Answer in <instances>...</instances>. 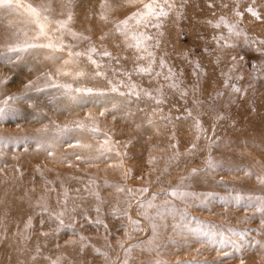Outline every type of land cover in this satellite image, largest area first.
Wrapping results in <instances>:
<instances>
[{"label":"snow or ice","instance_id":"obj_1","mask_svg":"<svg viewBox=\"0 0 264 264\" xmlns=\"http://www.w3.org/2000/svg\"><path fill=\"white\" fill-rule=\"evenodd\" d=\"M203 4L210 18L200 26L210 40L200 37L204 43L196 58L189 51L173 48L170 52L167 47L173 26L189 18L191 0H0V26L7 31L0 40V67L11 73L0 74V123L21 114L31 117L41 124L34 138L48 157L55 159L56 149L66 147L59 160L69 168L76 169L82 162L104 163L118 177L98 182L90 173H57L49 180L37 166L44 187L25 193L28 207H16L19 219L14 233L25 246L36 241L29 257L32 264H88L89 256L91 264H172L163 259L168 248L160 242L168 230L169 247L216 246L218 255L211 264H220L221 257L230 255L220 247L225 243L242 250V241L218 240L214 232L193 227L190 220L181 224L175 200L185 202L182 218L188 215V203L211 210L188 184L200 174H214L221 163L214 153L219 149L232 150L236 174L254 180L264 192V139L262 147L239 151L236 158L239 137L234 146L221 134L229 126L235 131L234 108L251 100L249 92L264 88V30L251 34L257 27L264 29V0H203ZM77 9L83 17L79 29ZM245 21L250 24L245 26ZM250 59L259 63L251 64ZM77 108L82 118L59 122V116ZM249 111H255V106ZM108 117L125 121L124 128L134 125L132 132L125 135L114 125L102 127L101 120ZM161 122L172 130L160 148L166 156L164 171L181 156H204V162L168 188L152 191L151 180L131 187L127 181L143 179L142 168L155 166L158 159L149 153L146 164L139 163L143 157L133 149L137 144L145 151L159 148L149 133L158 135ZM185 128L191 135L181 140ZM5 155L0 150V163ZM133 160L138 163L131 164ZM156 180L162 182L160 176ZM101 189L115 191L104 196ZM161 195L164 199L158 200ZM250 211L245 219L259 214L264 226V197L251 204ZM65 229L70 230V238L61 244L63 235H68ZM101 230L95 242L84 235ZM8 231V211L0 210V238ZM145 231L147 236L142 235ZM258 231L264 232V227ZM100 240L103 244L97 246ZM254 243V252L241 251L240 264L264 251V241ZM195 251L202 255L204 249ZM176 264L210 262L194 256Z\"/></svg>","mask_w":264,"mask_h":264},{"label":"rangeland","instance_id":"obj_2","mask_svg":"<svg viewBox=\"0 0 264 264\" xmlns=\"http://www.w3.org/2000/svg\"><path fill=\"white\" fill-rule=\"evenodd\" d=\"M203 10V0H191V7L188 9L189 18L180 21L178 25L173 26L172 34L169 37L170 43L167 46L170 52L173 48H176L179 51H189L191 56L198 58L200 47L204 43L200 37L204 36V40H210V37L205 35V29L200 26L203 20L210 18V13ZM76 11L79 13H77V16H79L76 21L77 28L79 29L83 19L79 20V18L82 17L80 15V9H77ZM249 24L250 21H245V26H248ZM262 30L264 29L257 27L255 32L251 34L255 35ZM241 51H243V49H241ZM257 55L258 54L255 53H249L250 57ZM178 59L177 56L173 55V60L178 62ZM249 62L251 64H257L259 63V60L250 59ZM184 67L187 68V65H184ZM1 68L2 67H0V69ZM244 70H250L247 63L245 64ZM248 95L251 97V100H249L248 103L234 108L236 119L238 120V125L235 131H233L230 126L227 131H221L224 138L230 140L234 146L239 137V144L241 147L236 150V158H238L239 151L249 152L252 148L262 147L260 141L261 139H264V88H259L255 93L249 92ZM253 105L255 106V111H249ZM165 111H167V109H165ZM73 112L74 113L69 115L65 114L63 119H60L59 117L62 118V116H59V122L62 123L66 119H73L75 118V115L78 116L79 114H81L79 115L81 118L83 117V112L80 109H74ZM75 112L77 114H75ZM49 115L56 116L57 114L49 112ZM173 115H175V113H173ZM17 117L20 118L22 116L20 115ZM23 118L25 119L19 121H15L14 119V121L12 120L11 122L0 123V137H4V139L0 140V150L6 153L3 157L4 163H0V168H4V171L0 172V185H4L8 181V178L14 175L20 182H23L22 180H24L26 184L22 186L24 191H31L33 188L37 187L41 190L44 185L36 171L38 165L44 170L45 176L49 180H54L57 173L69 176L78 175L81 172L90 173L92 176L97 177L98 182H102L104 179L110 181L118 179L117 176H114L112 170L104 163L90 164L82 162L76 169L69 168L67 164L61 163L59 160V154L67 151L66 147L56 149L57 155L55 159L48 157L47 152L38 146L37 139L34 138L35 129L41 127V124L33 122L31 117ZM101 122L102 127H105L108 124V127H112V125H114L116 129L120 127L117 129V132L123 130L124 134H128L130 130V132H132L134 128V125L133 128H124L125 122H114L111 117H108L106 120L102 119ZM121 123L123 125H121ZM171 131V128H165L163 122H161L158 135H152V133H149V135L152 136V142L159 144V148H148V150L145 151L140 144L136 145L133 149V153L137 156L143 157V160L139 161V163L146 164V161L149 159V153L156 156L158 159L155 166H144L142 168L144 173L143 179H129L127 181L129 186H140L147 184L149 180H151L153 185L151 190L158 191L161 188H168L173 182H178L179 178L186 175L191 168L199 167L203 164L204 156H197L192 159H186L181 156L179 160L173 161L168 165L167 170L164 171L166 156L164 152L160 151V148L164 147L166 138L171 134ZM189 135H191V133L187 128L179 134L181 140L183 137ZM147 138L148 137H145V139ZM246 143L250 144V147L247 149L242 147ZM180 151H184L183 145L180 147ZM214 153L216 158L221 161L214 174L207 176L200 174L198 180H193L188 184L189 190L194 192L197 198L206 201L211 207V210H204L203 204H196L194 206L192 203H188V215L182 218L180 213L183 211L185 202L175 200L178 209L177 220L181 224L190 220L193 227L199 226L206 231L214 232L218 240L220 238H224L226 241L235 240L237 244L242 241L243 245L241 251L244 254L252 253L256 250L254 242L256 240L264 241V232L258 231V229H261L264 226L261 225V217L259 214L249 219H245V217L251 216L250 205L264 197V192L258 190V186L254 180L243 179V173H240L239 175L236 174L234 170V156L232 150L219 149L214 150ZM206 154L207 153L205 152V155ZM130 163L136 164L138 161L133 160ZM17 166L19 170H17ZM133 170L135 171V169ZM20 172L25 174L21 176ZM157 176L161 177L162 182L156 180ZM23 177L24 179H22ZM40 184L41 186H39ZM101 191L104 196H107L110 192H114L115 190L108 189L107 192H104L101 189ZM163 199V195L158 197V200ZM9 219L8 216V221H10ZM145 225H147V221H145ZM9 227V231L3 238H0V264H32L29 257L33 254L32 244L34 245L36 241H29L27 246H25L18 237L14 236V233L17 231L15 222L12 221L9 224ZM42 230L49 231L50 229L43 228ZM102 231L103 230H101V233L88 231L85 232L84 235L90 236L93 242H95L102 234ZM64 232L68 233V235L62 234L63 239L59 241L61 244H63L64 239L70 238V230L65 229ZM34 235H38V233ZM142 235L147 236L148 232L145 231ZM169 235L170 230L165 231L160 242L168 248V254L163 255V259L171 261L172 264H176V261L178 260L191 259L194 256L199 260L207 259L211 264L218 255L215 250L216 246L209 247L206 244H193L191 248H179L177 246L169 247ZM120 238L123 239L122 233L120 234ZM135 239L136 237L134 236L133 240ZM176 239H179V237H176ZM200 239L206 240V237H200ZM5 240L9 241V243L4 246ZM29 243L31 244V247ZM40 243H44L42 237ZM112 243H116L115 239H113ZM102 244L103 241L100 240V243L97 246H101ZM47 246L49 248L52 247L50 243ZM3 247L4 249H2ZM220 247H222L224 251L230 253L228 256L221 257L220 264H240V259L238 257L241 255V251H238L231 243H225ZM21 248H25L26 250L20 251L19 249ZM197 248L204 249L202 255H197L195 251ZM87 259L88 264H91V257L89 256ZM244 264H264V251L257 252L251 260L246 259Z\"/></svg>","mask_w":264,"mask_h":264},{"label":"bare ground","instance_id":"obj_3","mask_svg":"<svg viewBox=\"0 0 264 264\" xmlns=\"http://www.w3.org/2000/svg\"><path fill=\"white\" fill-rule=\"evenodd\" d=\"M32 2H39V0H32ZM77 13H78V11H77ZM79 14V13H78ZM79 16V15H78ZM82 20L83 19V17H80L79 18V20ZM77 24V23H76ZM7 34V31H6V26H0V40H2V38L5 36ZM0 74H3V75H10L11 73H8L3 67L0 69ZM79 110V109H78ZM74 111V110H73ZM74 113V112H73ZM75 114H77L76 112H75ZM74 114V115H75ZM69 115V114H68ZM79 115H81V114H79ZM78 115V116H79ZM21 116L22 117H14L12 120L14 121V119H15V121H19V120H23V119H25V118H23V117H25L23 114H21ZM55 116V115H54ZM76 116V115H75ZM83 116V115H82ZM63 117L64 116H62V118L61 117H59L60 119H63ZM123 123L125 122V121H122ZM102 123V122H101ZM125 124V123H124ZM104 125V124H103ZM121 125H123L122 123H121ZM33 126V125H32ZM38 126V125H37ZM37 126H35V127H37ZM109 126V124L107 125V126H105V127H108ZM113 126V125H112ZM34 127V126H33ZM104 127V126H103ZM38 128V127H37ZM36 128V129H37ZM118 128H120V127H118ZM117 128V129H118ZM116 129V130H117ZM131 131V130H130ZM130 131H129V133H130ZM120 132V131H119ZM125 134H127V133H125ZM14 168V167H13ZM23 168V167H22ZM21 169V168H20ZM11 170H13V169H11ZM27 170H28V168H27ZM20 171H23V170H20ZM15 172V171H14ZM17 173V172H16ZM15 173V174H16ZM21 173V172H20ZM9 174V173H8ZM14 174V173H13ZM23 174H25V173H23ZM35 175V174H34ZM6 176V175H5ZM22 176V175H21ZM27 176V175H26ZM32 177H33V175H32ZM39 177V176H38ZM7 178V177H6ZM27 178V177H26ZM34 178V177H33ZM22 179H24V177L22 178ZM36 180V179H35ZM23 182H20L14 175H12V176H10L9 178H8V181L4 184V185H0V201H3L4 203H2V204H0V210H7L8 211V216H9V224L13 221V222H15V224H16V222H17V220L19 219V214L16 212V207L18 206V205H22L24 208H27L28 207V203H29V201H28V199H27V197L25 196V193H30L31 191H24V189H23V185L25 184V182H24V180H22ZM34 181V180H33ZM28 182V181H27ZM33 183V182H32ZM3 184V183H2ZM36 184V183H35ZM39 184V183H38ZM43 184V183H42ZM26 185V184H25ZM30 185V184H29ZM28 186V185H27ZM39 186H41V184L39 185ZM28 188V187H27ZM36 189V191L37 192H39L40 191V189H39V187H37V188H35ZM26 190V189H25ZM21 197H24V199L23 200H21ZM12 227V226H11ZM21 227H22V225H21ZM10 228V227H9ZM14 229V228H13ZM8 240V239H7ZM7 240H5V242H4V246L6 245V244H8L9 243V241H7ZM29 245H30V247H31V244L29 243ZM2 246V245H1ZM32 246H34L33 244H32ZM7 247V246H6ZM2 249H4V247L2 248Z\"/></svg>","mask_w":264,"mask_h":264}]
</instances>
